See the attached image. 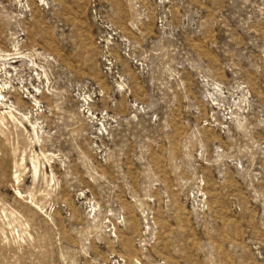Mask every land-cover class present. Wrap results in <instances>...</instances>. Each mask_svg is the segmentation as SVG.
<instances>
[{"label": "rangeland", "instance_id": "rangeland-1", "mask_svg": "<svg viewBox=\"0 0 264 264\" xmlns=\"http://www.w3.org/2000/svg\"><path fill=\"white\" fill-rule=\"evenodd\" d=\"M0 264H264V0H0Z\"/></svg>", "mask_w": 264, "mask_h": 264}]
</instances>
